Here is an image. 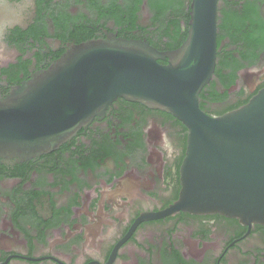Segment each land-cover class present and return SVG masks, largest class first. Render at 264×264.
Returning a JSON list of instances; mask_svg holds the SVG:
<instances>
[{
	"label": "flooded vegetation",
	"instance_id": "1",
	"mask_svg": "<svg viewBox=\"0 0 264 264\" xmlns=\"http://www.w3.org/2000/svg\"><path fill=\"white\" fill-rule=\"evenodd\" d=\"M190 2L0 0V97L71 45L183 42ZM216 42L198 97L209 116L264 87V0H217ZM186 137L171 115L117 99L57 149L0 162V264H264V225L164 215L179 198Z\"/></svg>",
	"mask_w": 264,
	"mask_h": 264
},
{
	"label": "water",
	"instance_id": "2",
	"mask_svg": "<svg viewBox=\"0 0 264 264\" xmlns=\"http://www.w3.org/2000/svg\"><path fill=\"white\" fill-rule=\"evenodd\" d=\"M190 1L189 29L176 49L115 37L71 45L0 97V162L57 149L124 99L163 111L187 130L179 198L164 215L220 214L264 225V87L236 110L202 111L198 97L216 60L217 0Z\"/></svg>",
	"mask_w": 264,
	"mask_h": 264
},
{
	"label": "trees",
	"instance_id": "3",
	"mask_svg": "<svg viewBox=\"0 0 264 264\" xmlns=\"http://www.w3.org/2000/svg\"><path fill=\"white\" fill-rule=\"evenodd\" d=\"M182 42H179V43H177L176 45H171V46H168V47H166V48H161V47H155L157 50H159V51H164V50H174V49H176L177 47H179L180 46V44H181ZM248 44H251V42H247ZM160 63H162V64H164L165 62H160ZM202 91H203V89H202ZM202 91L200 92V94L202 93ZM200 94H199V96H200ZM201 108V107H200Z\"/></svg>",
	"mask_w": 264,
	"mask_h": 264
}]
</instances>
